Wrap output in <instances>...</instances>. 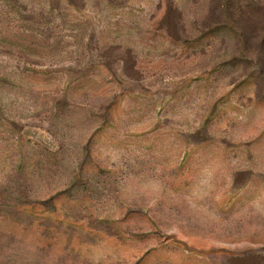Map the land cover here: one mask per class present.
Instances as JSON below:
<instances>
[{"label": "rangeland", "instance_id": "1", "mask_svg": "<svg viewBox=\"0 0 264 264\" xmlns=\"http://www.w3.org/2000/svg\"><path fill=\"white\" fill-rule=\"evenodd\" d=\"M252 2L0 0V264H264Z\"/></svg>", "mask_w": 264, "mask_h": 264}, {"label": "trees", "instance_id": "2", "mask_svg": "<svg viewBox=\"0 0 264 264\" xmlns=\"http://www.w3.org/2000/svg\"><path fill=\"white\" fill-rule=\"evenodd\" d=\"M254 8L256 9L254 10ZM247 10H248V15L250 16V21L253 25L254 30L258 31L260 29V34L261 35L264 34V32L262 33V30H264V10L260 8L258 9V7L256 6L254 2H252V4L248 7Z\"/></svg>", "mask_w": 264, "mask_h": 264}]
</instances>
